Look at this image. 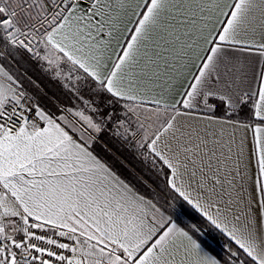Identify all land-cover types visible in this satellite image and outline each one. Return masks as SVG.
<instances>
[{
  "label": "snow or ice",
  "instance_id": "snow-or-ice-1",
  "mask_svg": "<svg viewBox=\"0 0 264 264\" xmlns=\"http://www.w3.org/2000/svg\"><path fill=\"white\" fill-rule=\"evenodd\" d=\"M0 264H264V0H0Z\"/></svg>",
  "mask_w": 264,
  "mask_h": 264
},
{
  "label": "trees",
  "instance_id": "trees-1",
  "mask_svg": "<svg viewBox=\"0 0 264 264\" xmlns=\"http://www.w3.org/2000/svg\"><path fill=\"white\" fill-rule=\"evenodd\" d=\"M43 88L51 94L52 91L50 89H48V88L46 89L45 86H43ZM128 153L129 152L125 150V151H122V152H118L117 154L121 157V159H124L127 162V164L132 169H134L136 172H142L143 165L140 166L141 164L139 165V162L134 160L133 155H131V153H129L130 155H128ZM125 154H127V156ZM125 174H127V172H125Z\"/></svg>",
  "mask_w": 264,
  "mask_h": 264
},
{
  "label": "crops",
  "instance_id": "crops-1",
  "mask_svg": "<svg viewBox=\"0 0 264 264\" xmlns=\"http://www.w3.org/2000/svg\"><path fill=\"white\" fill-rule=\"evenodd\" d=\"M33 75H34V78L40 80V82H41V86H42V87L45 86L46 89L48 88V89H50L51 91H54V89H55L56 86H53L54 84H53L52 82H49L47 79H46V80L43 79L41 76H39L38 73H37V75H36V73H34ZM212 248H213L216 252H219L221 256L223 255V252L221 251L220 245H218L217 243H214V242H213V243H212Z\"/></svg>",
  "mask_w": 264,
  "mask_h": 264
},
{
  "label": "rangeland",
  "instance_id": "rangeland-1",
  "mask_svg": "<svg viewBox=\"0 0 264 264\" xmlns=\"http://www.w3.org/2000/svg\"><path fill=\"white\" fill-rule=\"evenodd\" d=\"M37 73L38 72H36V75H37ZM39 74V73H38ZM39 76H41L40 74H39ZM42 77V76H41ZM43 79H45L44 77H42ZM46 80V79H45ZM53 86H55V85H53ZM126 156H127V154H125ZM128 155H130L129 153H128ZM132 155V154H131ZM134 160L135 161H137V162H139L138 160H136L135 158H134ZM141 163L139 162V165H140ZM140 166H142V164L140 165ZM130 167V166H129ZM131 168V167H130ZM132 169V168H131ZM218 244V243H217ZM219 245V244H218Z\"/></svg>",
  "mask_w": 264,
  "mask_h": 264
}]
</instances>
